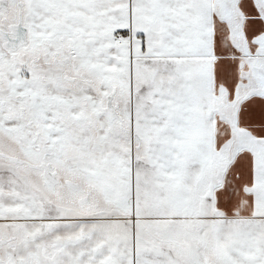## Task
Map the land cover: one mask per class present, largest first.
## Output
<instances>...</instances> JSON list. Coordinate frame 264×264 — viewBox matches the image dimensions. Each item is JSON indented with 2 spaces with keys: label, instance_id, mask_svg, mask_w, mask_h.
<instances>
[{
  "label": "snow or ice",
  "instance_id": "1",
  "mask_svg": "<svg viewBox=\"0 0 264 264\" xmlns=\"http://www.w3.org/2000/svg\"><path fill=\"white\" fill-rule=\"evenodd\" d=\"M0 264H264V0H0Z\"/></svg>",
  "mask_w": 264,
  "mask_h": 264
}]
</instances>
